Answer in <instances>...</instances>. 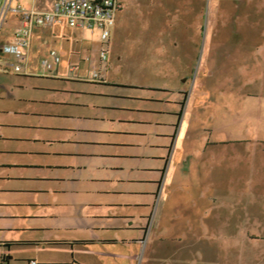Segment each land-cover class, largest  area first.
<instances>
[{
    "label": "rangeland",
    "instance_id": "rangeland-1",
    "mask_svg": "<svg viewBox=\"0 0 264 264\" xmlns=\"http://www.w3.org/2000/svg\"><path fill=\"white\" fill-rule=\"evenodd\" d=\"M31 2L14 0L12 7ZM120 2L103 62L97 29H86L91 48L79 42L85 53L72 59L61 55L57 73L49 56L53 44L30 55L34 76L6 71L16 62L11 50L0 61V175L11 176L0 179V188L51 190L49 195L0 191V202L36 201L35 206H0V211L50 213L53 205H45L63 196L53 190H77L97 201H154L178 135L187 140L184 150L208 152L213 165L220 160L231 165L233 148L264 149V0ZM182 3L189 13H177ZM45 60L50 69L42 66ZM177 86H186L187 98L193 92L199 99L200 108L184 120L181 104H174ZM196 165L188 158L182 167ZM124 188L132 193H118ZM249 192L248 199L259 195ZM229 194L223 191L224 198ZM177 211H168V227L182 223ZM18 221L52 220L0 218V224ZM191 223L192 231L158 243L172 252L164 254L169 262L159 264H264V239L250 237L264 236V206L235 216H196ZM22 234L34 233L0 229V237ZM140 261L150 262V254Z\"/></svg>",
    "mask_w": 264,
    "mask_h": 264
},
{
    "label": "crops",
    "instance_id": "crops-1",
    "mask_svg": "<svg viewBox=\"0 0 264 264\" xmlns=\"http://www.w3.org/2000/svg\"><path fill=\"white\" fill-rule=\"evenodd\" d=\"M31 1L30 6L24 7L46 12L51 10L53 0ZM186 10L189 13V6L185 7L182 3L178 5L177 13L184 14ZM18 25V17L11 12L0 34V61L5 58L8 50L14 52L12 35ZM80 41L90 48L93 43L89 32L74 30L66 24L35 27L25 49L21 72H14L13 65L10 69L7 67L6 71L34 76L35 72L30 67L29 57L36 49L41 50L43 46L53 44L60 57L62 55L72 59L73 54L79 55L78 53L86 51L77 48ZM80 57L83 59L84 56L80 55ZM57 66L56 73L61 69L58 64ZM69 71L73 72L74 68L71 67ZM56 73H52L51 77H57ZM73 79L81 80L75 77ZM93 80L96 82L97 78L93 76ZM173 89L179 97L175 98L174 104H181V110H184L183 120L187 118L186 116L192 117V113L200 108L199 99L193 96V92L187 98L186 86H177ZM181 94L186 95L183 100ZM180 138L181 136L178 135L171 143L172 148H169L164 173L157 182L159 196L157 194L154 201L127 197L121 200L97 201L81 195L82 193H78L77 190H53L55 194L62 193L63 196L59 201L45 205H53V211L50 213L37 212L38 210L32 212L31 209H27V212L0 211V218L5 219L20 217V219L50 218L52 220L49 223L44 221L25 224L18 221V223L0 224L1 230L34 233L10 238L0 237V259H2L0 264H31L32 262L35 264H138V260L140 258L142 260L147 253L150 254V262L144 264L167 263L169 259H166L164 254L172 252L158 243L165 236L176 239L182 237V233L192 231L191 221L193 219L195 221L196 216L209 214L215 217L235 216L238 213H248L255 206H264V149L258 152L249 150L240 152L233 148L230 154L231 165L224 166L221 160L220 165H213L211 158L213 156L208 157V152L199 156L197 151L184 150V142L187 140ZM234 141L236 140H217L213 144L219 146L224 142ZM163 157L164 154H161L160 159ZM188 158L196 159L198 165L195 168L182 167L185 162L188 163ZM5 177L11 178L9 174L0 175V179ZM40 189L17 187L0 188V191L50 194L51 190ZM202 190L203 193H200ZM215 190L219 191L216 196L211 194ZM224 190L230 191L229 197H223ZM119 191L120 194L132 193L128 192L127 188ZM155 191V189L149 190L147 194H154ZM249 191H259L258 197L248 199ZM57 199L58 197H55V200ZM35 202V200L3 201L0 202V206L16 208L24 205L35 206ZM173 207L178 208L177 218L182 223H172L173 225L168 227L165 219L169 214L168 211ZM44 231L55 233H41ZM250 237L264 239V236ZM140 264L143 263L140 261Z\"/></svg>",
    "mask_w": 264,
    "mask_h": 264
},
{
    "label": "built area",
    "instance_id": "built-area-1",
    "mask_svg": "<svg viewBox=\"0 0 264 264\" xmlns=\"http://www.w3.org/2000/svg\"><path fill=\"white\" fill-rule=\"evenodd\" d=\"M14 0H0V34L7 20L13 12L19 19V25L14 29L12 43L14 45V72H21L25 49L30 35L35 27L43 25L66 24L74 30H99L103 47L100 50V60L107 59L110 43V29L114 25L117 12L122 8L120 0H53L51 10L41 12L22 5L12 7ZM49 56L54 63L60 62V56L51 50ZM44 68H51L45 60ZM98 78V74L94 75ZM31 264H35L32 262Z\"/></svg>",
    "mask_w": 264,
    "mask_h": 264
}]
</instances>
